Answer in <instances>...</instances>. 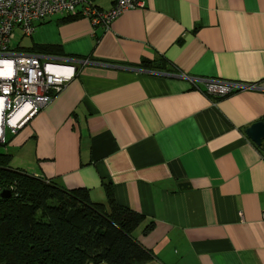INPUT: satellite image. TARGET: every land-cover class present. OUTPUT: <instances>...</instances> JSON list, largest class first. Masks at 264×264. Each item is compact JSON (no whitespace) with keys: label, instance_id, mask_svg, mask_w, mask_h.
<instances>
[{"label":"crops","instance_id":"crops-1","mask_svg":"<svg viewBox=\"0 0 264 264\" xmlns=\"http://www.w3.org/2000/svg\"><path fill=\"white\" fill-rule=\"evenodd\" d=\"M138 1L109 28L57 15L17 35L19 50L58 47L77 72L0 153L95 203L112 184L144 217L133 235L147 264H264V149L246 134L264 121V91L203 92L207 80L264 86V0Z\"/></svg>","mask_w":264,"mask_h":264},{"label":"trees","instance_id":"trees-1","mask_svg":"<svg viewBox=\"0 0 264 264\" xmlns=\"http://www.w3.org/2000/svg\"><path fill=\"white\" fill-rule=\"evenodd\" d=\"M30 52L63 56L51 46ZM140 67L165 69L148 61ZM11 158L0 153V192H12L0 199V264H147L152 259L133 235L144 217L117 203L112 184L105 185L106 203H95L87 189L69 190L11 168Z\"/></svg>","mask_w":264,"mask_h":264},{"label":"built area","instance_id":"built-area-1","mask_svg":"<svg viewBox=\"0 0 264 264\" xmlns=\"http://www.w3.org/2000/svg\"><path fill=\"white\" fill-rule=\"evenodd\" d=\"M94 1L0 0V145L7 143L8 132L16 134L45 109L77 72L67 57L14 48L18 32L31 36L37 22L57 15H78L96 27L109 28L124 12L143 6L138 0H117L111 9L102 10ZM203 86L212 98L251 88L264 91V86L216 80L203 81Z\"/></svg>","mask_w":264,"mask_h":264},{"label":"water","instance_id":"water-1","mask_svg":"<svg viewBox=\"0 0 264 264\" xmlns=\"http://www.w3.org/2000/svg\"><path fill=\"white\" fill-rule=\"evenodd\" d=\"M247 136L258 146L262 147L264 142V121L257 122L246 129ZM12 195L10 190H2L0 199H7Z\"/></svg>","mask_w":264,"mask_h":264},{"label":"rangeland","instance_id":"rangeland-1","mask_svg":"<svg viewBox=\"0 0 264 264\" xmlns=\"http://www.w3.org/2000/svg\"><path fill=\"white\" fill-rule=\"evenodd\" d=\"M19 33H20V32H18V37H20ZM16 38H17V37H16ZM19 40H20V39L17 38L16 41L14 42V45H13L14 48L18 47ZM21 41H22V40H21ZM21 46L27 48V47L29 46V38H25V39L21 42ZM5 148H6L5 146H4V147H3V146H0V152H4Z\"/></svg>","mask_w":264,"mask_h":264},{"label":"flooded vegetation","instance_id":"flooded-vegetation-1","mask_svg":"<svg viewBox=\"0 0 264 264\" xmlns=\"http://www.w3.org/2000/svg\"><path fill=\"white\" fill-rule=\"evenodd\" d=\"M262 149H264V142H263V146H262Z\"/></svg>","mask_w":264,"mask_h":264}]
</instances>
